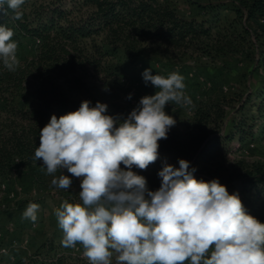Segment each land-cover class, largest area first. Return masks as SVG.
<instances>
[{"label": "trees", "instance_id": "16d2710c", "mask_svg": "<svg viewBox=\"0 0 264 264\" xmlns=\"http://www.w3.org/2000/svg\"><path fill=\"white\" fill-rule=\"evenodd\" d=\"M185 1L187 9L176 0H25L21 20H12L11 11L0 16V25L14 31L18 45L25 40L34 45L28 55L17 57L14 72L0 62V188L14 177L40 182L45 168L34 154L40 129L52 115L75 111L84 100L91 106L107 104L109 115L125 114L123 106L102 100L99 83L117 82L121 61L140 64L149 45L214 62L232 56L256 72L264 70V0ZM260 124L262 130L256 131ZM261 131L264 85L238 100L224 96L199 105L183 130L171 127L167 139L159 141V155L168 161L158 159L146 170L133 171L155 191L164 164L177 167L175 162L185 159L197 179H218L264 223V165L230 158L234 140L242 147ZM55 262L64 259L57 255Z\"/></svg>", "mask_w": 264, "mask_h": 264}, {"label": "clouds", "instance_id": "9594fccd", "mask_svg": "<svg viewBox=\"0 0 264 264\" xmlns=\"http://www.w3.org/2000/svg\"><path fill=\"white\" fill-rule=\"evenodd\" d=\"M24 3L0 0V16L11 11L12 20H21ZM13 36L0 25V62L11 72L20 63ZM142 76L157 91L126 118L107 114L105 103L84 100L40 129L34 159L49 175L66 169L80 180L82 204L64 200L54 212L62 246L82 245L89 264H113L114 255L115 264H264V223L246 212L238 193L229 194L218 179H197L185 159L178 168L164 164L155 191L133 171L158 160L159 141L176 124L165 106L194 107L178 72L165 78L145 69ZM51 184L68 190L72 179L61 174ZM39 207L29 203L22 218L35 222Z\"/></svg>", "mask_w": 264, "mask_h": 264}, {"label": "rangeland", "instance_id": "374dc122", "mask_svg": "<svg viewBox=\"0 0 264 264\" xmlns=\"http://www.w3.org/2000/svg\"><path fill=\"white\" fill-rule=\"evenodd\" d=\"M176 1L180 7L189 8L185 0ZM228 15L232 13L228 12ZM33 46V43L25 40L23 44L18 45L17 57L28 55ZM145 69H151L152 75L158 74L165 78L173 72H178L184 77L186 85L184 91L191 98L194 107L184 108L174 102L165 106V112L176 120L173 128L179 131L184 129L186 122L194 115L193 112L199 105L224 96L238 100L264 85V82H261L264 80V70L256 72L252 69V64L242 62L238 58L231 56L214 62L204 56L168 50L158 44L149 45L146 57L140 64L128 65L126 60L121 61L117 82L110 81L108 85L99 83L103 101L118 104L127 110L121 115L122 118H126L138 106L143 96L154 95L157 91L150 82L145 84L142 76ZM129 94L131 99H128ZM255 98L256 94L253 96V99ZM235 105L239 107L238 101H235ZM251 111L252 107L248 106L246 113ZM261 128L260 124L256 131L262 130ZM230 147L231 159L259 162L264 165V131L259 132L258 139L253 143L240 147L239 140L236 139ZM158 159L168 161L164 155H159ZM175 163L178 168V161ZM61 174L72 179V185L68 190L51 184L52 179L58 178ZM3 183L7 185V191L0 202V264H56L57 255L64 259L63 264H83L62 246L63 230L58 226L54 215L55 209L59 208L64 200L82 204L79 199L80 180L71 177L66 169H58L56 173L49 175L45 168L40 182H32L26 177H14ZM17 185L24 187V193L20 194L18 199H10L8 192L14 190ZM29 203H37L40 206L35 222L22 218ZM33 224L36 226L33 227ZM26 239H29L28 244L24 243ZM43 245H45L43 254L36 255ZM49 245L56 247L57 255L56 251L51 253L46 251Z\"/></svg>", "mask_w": 264, "mask_h": 264}, {"label": "built area", "instance_id": "2783aa9c", "mask_svg": "<svg viewBox=\"0 0 264 264\" xmlns=\"http://www.w3.org/2000/svg\"><path fill=\"white\" fill-rule=\"evenodd\" d=\"M195 113V110L193 114ZM7 191V185L5 183L2 184V188L0 191V202L3 201V198L5 196V192ZM24 193V187L21 185H17V187L14 190H10L8 192V197L10 199H18L20 194ZM36 224H33V227H35ZM25 244L29 243V239H26ZM4 250V249H3ZM67 252L74 256L77 257L83 264H89V261L83 257V247L80 244H77L76 248H67Z\"/></svg>", "mask_w": 264, "mask_h": 264}]
</instances>
